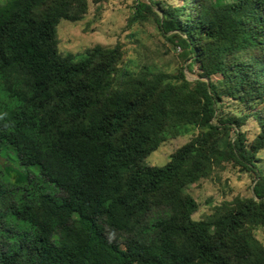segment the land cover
<instances>
[{
  "label": "trees",
  "instance_id": "1",
  "mask_svg": "<svg viewBox=\"0 0 264 264\" xmlns=\"http://www.w3.org/2000/svg\"><path fill=\"white\" fill-rule=\"evenodd\" d=\"M80 17L77 0H0V264H264V0H135L128 23L152 18L196 64L191 81L120 73L119 43L61 53L56 25ZM222 97L248 113L222 114ZM185 125L200 130L146 163ZM229 163L253 175L252 195L193 219L188 186Z\"/></svg>",
  "mask_w": 264,
  "mask_h": 264
},
{
  "label": "rangeland",
  "instance_id": "2",
  "mask_svg": "<svg viewBox=\"0 0 264 264\" xmlns=\"http://www.w3.org/2000/svg\"><path fill=\"white\" fill-rule=\"evenodd\" d=\"M144 1L160 2L170 6L180 4V0ZM134 3L135 0H77L80 19L74 22L60 20L56 25L58 50L63 54H72L78 59L95 45L111 46L119 43L122 50L121 61L118 64L120 73H135L146 69L175 74L182 69L187 80L196 79L198 76L196 64L182 60L180 49L162 35L152 18L148 21L128 23L134 10ZM156 8L154 5V9ZM220 79L219 75L211 79L217 88ZM217 106L224 115L238 116L249 111L240 102L228 97H222ZM254 106L260 108L264 103L257 102ZM199 130L194 125H185L178 128L175 135L166 134L165 140L146 157V163L163 165L177 147L194 137ZM241 131L244 132L246 145H249L257 135L258 125L249 117L241 126ZM1 157L13 166L17 164L13 151L4 150ZM255 161L260 174L264 175V147L256 153ZM253 179V175L229 163L222 170H215L212 177L189 185L187 191L198 204L191 217L200 219L205 214H210L214 206L222 202L252 195ZM253 233L264 246L262 229L255 228Z\"/></svg>",
  "mask_w": 264,
  "mask_h": 264
}]
</instances>
